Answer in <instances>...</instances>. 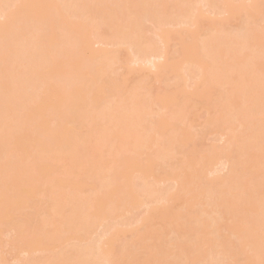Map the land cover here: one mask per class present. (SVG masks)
Wrapping results in <instances>:
<instances>
[{
    "label": "bare ground",
    "instance_id": "obj_1",
    "mask_svg": "<svg viewBox=\"0 0 264 264\" xmlns=\"http://www.w3.org/2000/svg\"><path fill=\"white\" fill-rule=\"evenodd\" d=\"M262 22L264 0H0V264H264ZM201 112L221 151L186 145Z\"/></svg>",
    "mask_w": 264,
    "mask_h": 264
},
{
    "label": "rangeland",
    "instance_id": "obj_2",
    "mask_svg": "<svg viewBox=\"0 0 264 264\" xmlns=\"http://www.w3.org/2000/svg\"><path fill=\"white\" fill-rule=\"evenodd\" d=\"M243 12V11H242ZM246 11H244L243 13H244V15H243V13H241L240 12V16H241V19H243L242 18V16H245V13ZM239 15H236V16H238L239 18H240V16ZM246 17H247V15H246ZM246 17H245V19H244V27H245V24H246V22H247V20H246ZM237 18V17H236ZM231 19H233L232 20V22L230 21V23H232V24H235L233 21L235 20L233 17L231 18ZM230 19V20H231ZM240 19V20H241ZM236 20H238V18L236 19ZM239 21V20H238ZM229 22V21H228ZM240 22V21H239ZM205 23V22H204ZM240 23H242V22H240ZM262 23H264V22H262ZM231 24V26H230V24H229V26H230V29H236V27L235 26H238V25H232ZM237 24H239L238 22H237ZM247 25V24H246ZM228 25L226 24V27L224 26V29H227L228 27H227ZM233 26H234V28H233ZM242 25L240 24V27H241ZM223 27V26H222ZM222 27H221V29H222ZM263 27H264V24H263V26H262V28L261 29H263ZM241 28H243V27H241ZM227 30H229V28L227 29ZM215 32V31H214ZM230 32H231V30H230ZM234 32V31H233ZM259 34L261 35V31L259 32ZM262 34H263V36H264V31H262ZM262 36V35H261ZM261 38V37H260ZM263 38V37H262ZM260 40V39H259ZM263 41H264V39H263ZM260 42H258V44H259ZM95 46H93V47H95V48H98L99 46H100V44L98 43V44H94ZM99 45V46H98ZM260 45V44H259ZM258 45V46H259ZM172 46V45H171ZM253 49H254V47H253ZM118 60H116L114 63H115V65L114 64H112V65H114V67H116V69L117 68H121V63H120V61H118ZM116 63H120V67H118V65L116 64ZM135 67H137V66H135ZM122 69V68H121ZM119 70L120 69H118V73H119V75H120V72H119ZM144 70H146V69H144ZM121 71V70H120ZM142 71H143V69H142ZM149 71V70H148ZM122 72L124 73V69H122ZM146 72V71H145ZM116 73H117V70H116ZM118 73H117V75H118ZM122 73V74H123ZM128 74V75H127ZM142 75V73H140L139 71H135V70H131V73H126V78H127V82L129 83V84H131L136 78H138V76L139 75ZM143 74H144V72H143ZM119 75H118V77H119ZM140 75V76H141ZM146 75L149 77V79L151 80V85L154 87V88H156V87H158V86H160V84H158L157 82H155V81H153V73H152V71H149V72H146ZM116 75H114V77H115ZM147 76H144V77H147ZM143 77V76H142ZM142 77H140V79L142 78ZM148 79V78H147ZM149 80V81H150ZM139 90V89H138ZM140 91H142V90H140ZM139 92V91H138ZM217 102V101H216ZM189 104V103H188ZM154 108V107H153ZM155 109V108H154ZM216 111V109H211L210 110V112L212 113V117H213V113ZM210 113V114H211ZM210 114H209V116H210ZM196 115V114H195ZM208 115H207V113L205 114V112H201L199 115H198V113H197V115L195 116V117H193V128L191 127V129H192V132H194V135H192V136H196L195 138H194V140L193 141H191V139H190V141H188L187 143L188 144H186V145H188V147L189 148H192V149H194V152L195 151H197V152H201V153H203L204 151H205V149H209L210 147H212V146H215L216 147V149L218 150V151H221L222 150V147H223V143L225 142L224 141V138L222 139L221 137H219V135L221 136V134H212L211 132H210V127L212 126L211 124H209L208 122H206V120L208 119V117H207ZM211 118V117H210ZM209 118V119H210ZM191 120H192V117L190 118ZM203 129L205 130L204 132H203ZM202 130V132H198V133H200V135L198 134V133H195L196 131H201ZM191 131V130H190ZM192 132H190V133H192ZM203 133V134H202ZM195 134H198V135H195ZM202 134V135H201ZM191 136V137H192ZM199 136H201V137H199ZM203 136V137H202ZM193 138V137H192ZM219 138V139H218ZM185 147V146H184ZM224 152H225V150H223ZM191 154H193V153H191ZM226 157V156H225ZM179 158H181V155H179V153H175V157H173V159H172V162L173 163H175ZM226 159V158H225ZM224 160V159H223ZM224 163V162H223ZM223 163L221 164V165H223ZM167 165V164H166ZM219 166L220 168H218V175L219 174H224L227 170H226V168H223V166ZM165 167V168H164ZM221 167H222V170H220L221 169ZM166 168H168V166H163V169H166ZM221 171V172H220ZM220 172V173H219ZM217 174V173H216ZM251 176V175H250ZM249 175H246V178H249L250 177ZM251 177H253V176H251ZM172 182H171V184H174V182L175 181H173V180H171ZM170 182V181H169ZM176 183V182H175ZM38 198H39V196H37ZM43 198V197H42ZM41 203H43V201H40ZM199 208L200 207H197V206H194L192 209H194V211H197V210H199ZM142 210H143V208H142ZM142 210L141 211H138V213L139 214H142L141 212H142ZM31 212V214H32V212H33V208H31V209H27L26 210V212ZM29 213H27V216H29L30 218L33 216V214L32 215H28ZM35 216H33V219H34V221H35V218H34ZM30 218H28V219H30ZM32 219V218H31ZM30 219V220H31ZM30 220H27V221H29L30 222ZM32 223H33V220L31 221ZM30 222V223H31ZM95 228L94 229H96L97 228V225H95L94 226ZM98 228H100V227H98ZM97 228V229H98ZM101 229V228H100ZM100 231V230H99ZM93 232H96V231H93ZM97 232H98V230H97ZM126 236L127 237H129L130 236V233H126ZM7 235L5 236L4 234L3 235H1L0 236V242H3V241H5L7 238ZM2 248V250H1V252L3 253V251L5 252L4 253V256H5V259L7 260V261H9V262H11V261H13V257H14V254L12 253V252H9V248L6 246H2L1 247ZM8 252V253H7ZM24 256H25V254H23ZM18 256H20L21 257V254L20 255H18ZM27 256V255H26ZM23 257V256H22ZM28 257V256H27ZM14 262V261H13Z\"/></svg>",
    "mask_w": 264,
    "mask_h": 264
}]
</instances>
